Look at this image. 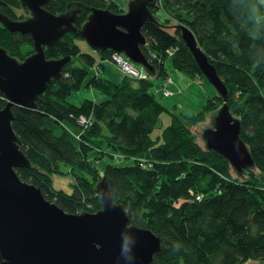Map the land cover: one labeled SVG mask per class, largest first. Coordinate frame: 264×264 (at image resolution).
Masks as SVG:
<instances>
[{
    "label": "trees",
    "instance_id": "trees-1",
    "mask_svg": "<svg viewBox=\"0 0 264 264\" xmlns=\"http://www.w3.org/2000/svg\"><path fill=\"white\" fill-rule=\"evenodd\" d=\"M2 1L0 10L17 18L13 9L19 1ZM69 3L82 5L77 28L91 8L123 11L115 0H49L44 7L59 14ZM149 8L153 19L141 29L147 39L142 52L154 67L147 78H105L102 62L113 51L81 52L77 31L44 48L47 58L71 59L60 78L37 96L36 108L11 107L20 149L31 164L16 172L67 213L101 209L96 185L105 176L113 201L131 224L160 238L152 264L264 262V0H151ZM181 26L193 32L227 97L225 102L209 97L189 116L171 113L170 123L152 136L168 111L150 92V76L167 82V59L183 74L202 76L181 38ZM26 45L30 48L24 50ZM0 46L19 60L33 52L28 34L9 32L1 24ZM83 88L97 89L105 98L80 104L67 100ZM6 102L0 93V109ZM223 102L239 120L240 138L254 161L252 169L236 172L238 177L221 154L198 145L188 127ZM80 116L87 119L85 126L78 125ZM52 175L67 176L69 191L55 188Z\"/></svg>",
    "mask_w": 264,
    "mask_h": 264
},
{
    "label": "water",
    "instance_id": "water-1",
    "mask_svg": "<svg viewBox=\"0 0 264 264\" xmlns=\"http://www.w3.org/2000/svg\"><path fill=\"white\" fill-rule=\"evenodd\" d=\"M49 0H19L29 11L25 19H14L0 11V24L10 32L28 34L33 52L19 60L0 46V93L6 104L0 109V264H152L161 240L150 229L137 227L121 204L113 201L106 177L96 190L102 208L96 212L67 213L47 200L35 185L22 180L16 168L30 167L20 149L13 126V105L36 108V98L53 79L60 78L71 56L47 58L44 48L58 42L67 32L77 31L89 47L98 52L122 53L149 75L154 67L142 52L147 45L142 33L153 19L151 0H130L126 11L114 13L91 8L81 25H74L81 8L68 4L54 14L44 6ZM2 0H0V6ZM181 38L201 74L224 102L227 88L193 32L181 26ZM222 103L211 127L202 132L205 148L221 154L237 173L254 167V161L240 138V122Z\"/></svg>",
    "mask_w": 264,
    "mask_h": 264
},
{
    "label": "rangeland",
    "instance_id": "rangeland-1",
    "mask_svg": "<svg viewBox=\"0 0 264 264\" xmlns=\"http://www.w3.org/2000/svg\"><path fill=\"white\" fill-rule=\"evenodd\" d=\"M115 1L119 4L120 8L123 11H126V9L128 7V3H129L130 0H115ZM13 10H14L15 16L18 19H25V18H27L29 16V11L27 9H24L20 5V2H19V7H17L16 9H13ZM172 24H174L173 21H172ZM167 30L169 32H173L174 29L172 27H169ZM75 43L80 48L81 52L94 53L93 52L94 50H92L89 47V45L86 43V41L83 38L76 37L75 38ZM28 48H30V47L28 45H26L24 47V50H27ZM32 50H33V43H32ZM73 61H75V63L78 64L80 59L78 57H74ZM165 67H166V70H167V73L169 74V76H171V73H175V75L178 77L177 82L180 85L182 84L183 77L187 78L190 81H195V78H192V77H190V76H188L186 74H183V72H179V71L175 70L172 67L171 61L169 59H167L165 61ZM183 75H185V76H183ZM149 79L153 83L152 87L150 88V92H153L155 94L156 99L168 111V112L162 113V115L160 116V126L153 130L152 136L157 135L160 132L161 127H164V126H166L167 124L170 123L171 113L177 114L179 116H181V115L189 116V115L195 114V113L199 112L200 110H202V107L206 103L205 100H206L207 97L205 98L203 103H201V104L199 103L200 95L197 92H195V94H196L195 98H194V96H191V98H188V94L184 93L180 97L179 101H177V100L173 101L172 95L169 96V97L168 96L164 97L163 95L157 93V90H158L157 88L158 87L156 86V84H158L159 87L161 88L163 79L155 78L154 76H150ZM196 80L197 81H200V80L204 81L205 85L208 84L211 87V88H209L208 94H207V91H204V93H205L204 95H207L209 97H213V96L217 95V93H216L215 89L213 88V86L208 82V80L203 75L200 76V77H196ZM92 91H95L97 93H101L97 89H94V88H85V89H82L81 91L73 92L72 94H70L67 97V100L70 103H73V104H80L82 102V100H84V99L94 98V97H92L93 96L92 95ZM218 109H219V107L216 108V109H213V110H210V111L206 112L205 119L203 121L198 122L196 124H188V127H189L191 133L195 137V141L198 143V145H200L203 148L205 147V142H204L203 137H202V132H203V130L205 128L212 126L213 118H214L216 112L218 111ZM230 173L232 174L233 177H238V174L232 168L230 170ZM239 178H240V180L241 179H246L245 176H240ZM52 182H53V186L55 188H57V189H62L64 191H69V189L71 188L67 176L52 175ZM244 264H264V262L248 261V262H246Z\"/></svg>",
    "mask_w": 264,
    "mask_h": 264
},
{
    "label": "crops",
    "instance_id": "crops-1",
    "mask_svg": "<svg viewBox=\"0 0 264 264\" xmlns=\"http://www.w3.org/2000/svg\"><path fill=\"white\" fill-rule=\"evenodd\" d=\"M102 64H103V68L101 69V72H102L101 75H103L105 78L109 79L112 82H118L120 80L121 76L123 75L121 73L120 69L118 68V66L109 60L103 61ZM92 70L94 71V69H92ZM183 76H185V75H183ZM168 78L169 79H168L167 85H166V89L168 90L167 96L169 97L172 95L173 101H176V100L179 101L180 97L184 93L188 94V98H191V96H194V98H195L196 97L195 92H197L200 95V99H199L200 104L203 103V101L205 100L206 97L209 98V96L204 95L205 94L204 91H207V94H208L209 88H211V87L208 84L205 85L204 81H201V80L197 81L196 79H195V81H190L187 78L183 77L182 84L180 85L177 82L178 77L175 75V73H171V76H169ZM156 86L158 87L157 93L162 95V89L161 88L163 86L161 85V88L159 87L158 84H156ZM83 89H85V88H83ZM92 95H93L92 97H94V98H88V99L93 100L94 102H99L105 98L103 94L97 93L95 91H92ZM167 96H164V97H167Z\"/></svg>",
    "mask_w": 264,
    "mask_h": 264
},
{
    "label": "built area",
    "instance_id": "built-area-1",
    "mask_svg": "<svg viewBox=\"0 0 264 264\" xmlns=\"http://www.w3.org/2000/svg\"><path fill=\"white\" fill-rule=\"evenodd\" d=\"M109 61L117 65L121 73L124 75L133 77V78H147V73L144 72L142 68L132 63L131 60L127 58L125 55H123L122 53L113 51ZM166 85H167V82L162 83L163 87L161 89H162L163 96L168 95V90L166 89ZM77 123L80 126H85L88 123V121L84 116H80ZM142 166L144 165L142 164ZM195 198L197 200L200 199V194L196 195Z\"/></svg>",
    "mask_w": 264,
    "mask_h": 264
},
{
    "label": "bare ground",
    "instance_id": "bare-ground-1",
    "mask_svg": "<svg viewBox=\"0 0 264 264\" xmlns=\"http://www.w3.org/2000/svg\"><path fill=\"white\" fill-rule=\"evenodd\" d=\"M2 4H3V1H2ZM2 4H1V5H2ZM0 11H1V10H0ZM1 12H2V11H1ZM2 13H3V12H2ZM7 16H8V15H7ZM9 17H10V16H9ZM11 18H13V17H11ZM14 19H18V18H14ZM4 28H5V27H4ZM9 32H10V31H9Z\"/></svg>",
    "mask_w": 264,
    "mask_h": 264
},
{
    "label": "clouds",
    "instance_id": "clouds-1",
    "mask_svg": "<svg viewBox=\"0 0 264 264\" xmlns=\"http://www.w3.org/2000/svg\"><path fill=\"white\" fill-rule=\"evenodd\" d=\"M113 51V50H112Z\"/></svg>",
    "mask_w": 264,
    "mask_h": 264
}]
</instances>
